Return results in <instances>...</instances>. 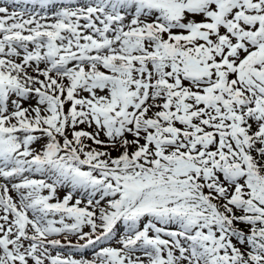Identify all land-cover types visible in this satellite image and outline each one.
<instances>
[{
  "label": "snow or ice",
  "instance_id": "snow-or-ice-1",
  "mask_svg": "<svg viewBox=\"0 0 264 264\" xmlns=\"http://www.w3.org/2000/svg\"><path fill=\"white\" fill-rule=\"evenodd\" d=\"M0 264H264V0H0Z\"/></svg>",
  "mask_w": 264,
  "mask_h": 264
}]
</instances>
